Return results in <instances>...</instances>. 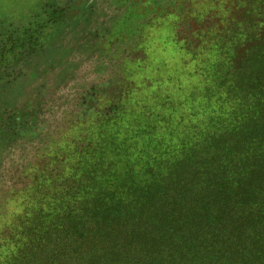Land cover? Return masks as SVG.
<instances>
[{
	"label": "rangeland",
	"instance_id": "obj_1",
	"mask_svg": "<svg viewBox=\"0 0 264 264\" xmlns=\"http://www.w3.org/2000/svg\"><path fill=\"white\" fill-rule=\"evenodd\" d=\"M243 7L253 6L0 0V237L36 211L41 169L65 172L88 146L109 145L111 137L123 147L130 138L153 158L189 153L218 116L217 33ZM228 106H220L222 117ZM170 163L153 174L168 179ZM179 240L168 248L176 259L165 264H180Z\"/></svg>",
	"mask_w": 264,
	"mask_h": 264
},
{
	"label": "trees",
	"instance_id": "obj_2",
	"mask_svg": "<svg viewBox=\"0 0 264 264\" xmlns=\"http://www.w3.org/2000/svg\"><path fill=\"white\" fill-rule=\"evenodd\" d=\"M249 2L217 33L218 116L203 139L153 158L109 137L65 172L41 169L36 211L0 237V264H165L175 239L180 264H264V0ZM161 162L168 179L152 172Z\"/></svg>",
	"mask_w": 264,
	"mask_h": 264
}]
</instances>
